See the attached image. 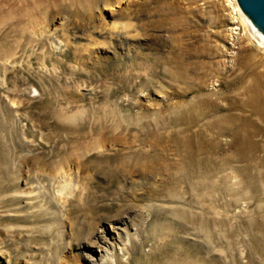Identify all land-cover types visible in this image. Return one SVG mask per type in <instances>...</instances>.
Instances as JSON below:
<instances>
[{
    "label": "rangeland",
    "instance_id": "374dc122",
    "mask_svg": "<svg viewBox=\"0 0 264 264\" xmlns=\"http://www.w3.org/2000/svg\"><path fill=\"white\" fill-rule=\"evenodd\" d=\"M240 13L0 0V264H264V45Z\"/></svg>",
    "mask_w": 264,
    "mask_h": 264
},
{
    "label": "water",
    "instance_id": "95a60500",
    "mask_svg": "<svg viewBox=\"0 0 264 264\" xmlns=\"http://www.w3.org/2000/svg\"><path fill=\"white\" fill-rule=\"evenodd\" d=\"M241 13L264 36V0H236Z\"/></svg>",
    "mask_w": 264,
    "mask_h": 264
},
{
    "label": "bare ground",
    "instance_id": "6f19581e",
    "mask_svg": "<svg viewBox=\"0 0 264 264\" xmlns=\"http://www.w3.org/2000/svg\"><path fill=\"white\" fill-rule=\"evenodd\" d=\"M238 12H239V11H238ZM240 16H241V18H242V21H241L242 25H245L246 22H247L248 24H250V26L253 28L254 32H255V33L258 35V37L260 38V40H261V44L264 45V36H263L259 31H257L255 27H253V25L251 24V22L249 23V21L246 19L247 17L245 18L241 13H240ZM132 240H133V238L130 239V238L128 237L127 242H131ZM125 244H126V243H125ZM125 244H124V246H125ZM112 263H113L112 258H109V257L107 256V254H105L104 259L101 260L100 263H98V264H112Z\"/></svg>",
    "mask_w": 264,
    "mask_h": 264
}]
</instances>
